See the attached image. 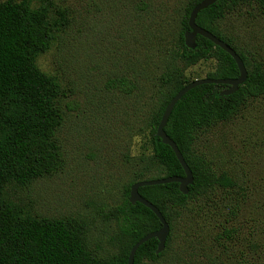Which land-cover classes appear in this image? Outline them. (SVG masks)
<instances>
[{"label":"rangeland","instance_id":"obj_1","mask_svg":"<svg viewBox=\"0 0 264 264\" xmlns=\"http://www.w3.org/2000/svg\"><path fill=\"white\" fill-rule=\"evenodd\" d=\"M190 1H52L48 20L58 24L34 65L59 93L56 168L28 187L8 186L5 195L27 215L80 221L89 250L99 258L116 252L117 224L105 211L121 204L135 159L151 152L147 122L161 74L181 65L174 54ZM57 12L64 13V23ZM217 30L264 65V15L242 9ZM215 65L200 62L184 77L205 79ZM119 79L132 89L111 88ZM194 150L241 189L218 191L178 210L171 248L156 263L143 264H264V99L249 101L232 121L200 133ZM226 230H234L231 238L219 239Z\"/></svg>","mask_w":264,"mask_h":264},{"label":"trees","instance_id":"obj_2","mask_svg":"<svg viewBox=\"0 0 264 264\" xmlns=\"http://www.w3.org/2000/svg\"><path fill=\"white\" fill-rule=\"evenodd\" d=\"M53 0L0 1V264H127L131 248L161 224L141 204L129 202L130 188L137 182L169 177H183L184 172L170 147L156 136V129L167 104L185 85L184 72L200 62L214 60L208 79H236L239 76L233 59L208 40L196 36L194 48H187L184 35L189 31L191 10L202 0H191L180 24L178 49L174 59L181 65L168 67L160 76V90L148 119L147 143L135 159V169L124 190L121 204L105 213L118 228L116 252L106 258L87 246L85 227L74 218L35 217L24 213L5 195L6 188L28 187L36 179L51 174L57 154L53 140L58 127L54 102L58 90L53 82L35 67V58L47 51L50 33L58 20L50 22L48 13ZM37 4L32 7V3ZM252 9L264 15V0H220L200 11L196 24L230 46L241 58L247 79L229 96L221 95L229 87L202 85L187 92L175 105L164 128L176 144L193 175L188 194L175 183L142 187L139 195L154 205L168 223L170 233L164 250L156 254L158 241L148 240L137 250L134 264L156 263L171 248L172 223L178 210L191 202L209 198L215 192L230 194L241 188L225 174H217L211 162L194 150L198 135L235 119L249 101L264 99V65L241 52L218 33V23L227 15ZM65 22L63 12H57ZM113 89L129 92L125 79L110 82ZM233 210V209H232ZM232 213V212H231ZM234 230H226L219 239H230Z\"/></svg>","mask_w":264,"mask_h":264},{"label":"water","instance_id":"obj_3","mask_svg":"<svg viewBox=\"0 0 264 264\" xmlns=\"http://www.w3.org/2000/svg\"><path fill=\"white\" fill-rule=\"evenodd\" d=\"M220 0H202L200 3H198L190 12L189 18H188V28L189 31L185 33L184 35V43L187 48L193 49L194 48V39L196 36H200L209 42H211L214 46L220 48L222 51H224L226 54H228L233 61L236 64L239 76L236 79H199L194 80L190 82L189 84L185 85L184 88H182L173 98L172 100L167 104L164 113L161 117L160 123L156 129V136L161 140V142L170 147L172 152L174 153L178 163L180 164L184 176L183 177H169V178H159V179H153V180H146L135 183L130 188L129 193V202L131 204H141L142 206L149 209L159 220L161 224V228L157 230L156 232H152L145 237H143L141 240H139L136 244L133 245L129 252L128 261L127 264H134V257L139 249L140 246H142L144 243H146L148 240L156 239L158 241V248L156 251V254L161 253L165 248L166 239L170 233V228L168 223L165 221L159 210L149 203L147 200L143 199L139 193L138 190L142 187H149V186H158V185H165V184H171L175 183L179 185V191L181 194L186 195L188 194V187L193 184V175L187 166L182 154L180 153L179 149L177 148L176 144L166 135L164 128L167 124V121L172 113L173 108L175 105L182 99V97L192 89L202 86V85H225L229 88L222 92L221 95L223 96H229L234 94L240 86H242L246 79H247V71L245 69V66L243 64V61L238 56V54L226 43L221 41L219 38L211 34L210 32L200 28L196 24V17L198 13L211 5L215 4Z\"/></svg>","mask_w":264,"mask_h":264}]
</instances>
